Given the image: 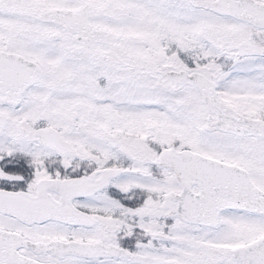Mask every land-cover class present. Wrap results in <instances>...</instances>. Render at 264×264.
I'll return each mask as SVG.
<instances>
[{
    "label": "snow or ice",
    "instance_id": "6c2138e0",
    "mask_svg": "<svg viewBox=\"0 0 264 264\" xmlns=\"http://www.w3.org/2000/svg\"><path fill=\"white\" fill-rule=\"evenodd\" d=\"M0 264H264V0H0Z\"/></svg>",
    "mask_w": 264,
    "mask_h": 264
}]
</instances>
